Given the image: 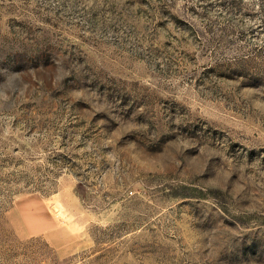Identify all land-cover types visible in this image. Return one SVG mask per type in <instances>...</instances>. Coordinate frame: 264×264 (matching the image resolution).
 <instances>
[{
	"label": "rangeland",
	"instance_id": "1",
	"mask_svg": "<svg viewBox=\"0 0 264 264\" xmlns=\"http://www.w3.org/2000/svg\"><path fill=\"white\" fill-rule=\"evenodd\" d=\"M0 264H264V0H0Z\"/></svg>",
	"mask_w": 264,
	"mask_h": 264
}]
</instances>
